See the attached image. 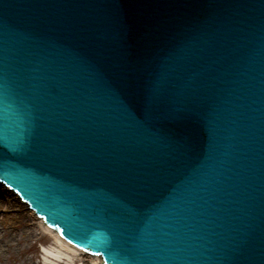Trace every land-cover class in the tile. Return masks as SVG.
<instances>
[{
  "label": "water",
  "instance_id": "1",
  "mask_svg": "<svg viewBox=\"0 0 264 264\" xmlns=\"http://www.w3.org/2000/svg\"><path fill=\"white\" fill-rule=\"evenodd\" d=\"M0 179L105 264H264V0H0Z\"/></svg>",
  "mask_w": 264,
  "mask_h": 264
},
{
  "label": "rangeland",
  "instance_id": "2",
  "mask_svg": "<svg viewBox=\"0 0 264 264\" xmlns=\"http://www.w3.org/2000/svg\"><path fill=\"white\" fill-rule=\"evenodd\" d=\"M23 204L16 193L14 195L7 188L0 187V227L10 226L13 234L21 230L20 237L22 230L27 229L22 225L26 224L29 215L28 208ZM33 224L31 221L30 226L36 230V233L30 238L25 235L23 239L14 237L12 248L2 247L0 264H86L83 260H75V263L69 260L62 262L45 255L42 249L53 247L52 238L41 228L35 226V223ZM0 233V237H8V231Z\"/></svg>",
  "mask_w": 264,
  "mask_h": 264
},
{
  "label": "bare ground",
  "instance_id": "3",
  "mask_svg": "<svg viewBox=\"0 0 264 264\" xmlns=\"http://www.w3.org/2000/svg\"><path fill=\"white\" fill-rule=\"evenodd\" d=\"M0 187L6 188L4 184L0 181ZM8 189V188H7ZM11 191V189H8ZM12 194L15 195L13 191ZM24 205V204H23ZM27 207V206H26ZM29 215L26 224H23V228L27 227V229L22 230V235L20 237V231L17 230L15 234L12 233L11 227H0V232H7L8 237H0V252L2 247L5 246L7 248H12L14 245L13 238H21L25 235L27 238H30L33 234L36 233V230L31 227L32 224L35 223V226L41 228L44 232L49 233L52 238V248H44L46 255L51 258H55L58 261L64 262L65 260L71 261V263H75V260H83L86 264H103L102 258L90 251H87L67 240L62 238L55 230L48 227L43 219L39 217L33 210L28 209ZM30 221V222H29ZM34 225V224H33ZM1 235V233H0Z\"/></svg>",
  "mask_w": 264,
  "mask_h": 264
}]
</instances>
